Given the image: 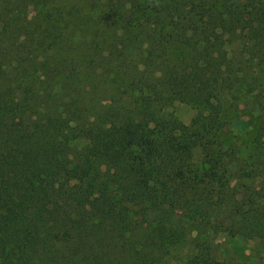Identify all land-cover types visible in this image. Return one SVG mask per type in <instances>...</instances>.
<instances>
[{
	"label": "trees",
	"instance_id": "obj_1",
	"mask_svg": "<svg viewBox=\"0 0 264 264\" xmlns=\"http://www.w3.org/2000/svg\"><path fill=\"white\" fill-rule=\"evenodd\" d=\"M243 96L239 161L225 119ZM263 141L264 0H0V264L264 247Z\"/></svg>",
	"mask_w": 264,
	"mask_h": 264
},
{
	"label": "rangeland",
	"instance_id": "obj_2",
	"mask_svg": "<svg viewBox=\"0 0 264 264\" xmlns=\"http://www.w3.org/2000/svg\"><path fill=\"white\" fill-rule=\"evenodd\" d=\"M228 47L227 52L235 51V47ZM235 109L231 115L226 117V132L232 137L235 146L239 148V161H243L249 154V143L252 137V129L256 124L257 111L253 99L243 96L238 99ZM177 120L187 125L197 115L198 111L179 102H174L165 111ZM264 142V141H263ZM214 243L218 244V251L215 252L208 264H219L222 261L236 264H264V247L257 240H247L244 238L229 239L223 234L215 237Z\"/></svg>",
	"mask_w": 264,
	"mask_h": 264
}]
</instances>
